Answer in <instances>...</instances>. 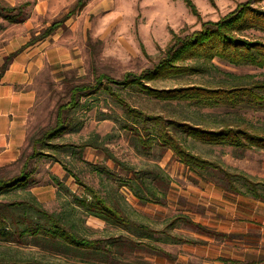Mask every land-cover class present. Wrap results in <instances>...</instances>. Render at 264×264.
<instances>
[{"label": "rangeland", "instance_id": "obj_1", "mask_svg": "<svg viewBox=\"0 0 264 264\" xmlns=\"http://www.w3.org/2000/svg\"><path fill=\"white\" fill-rule=\"evenodd\" d=\"M78 0H0L2 6L27 7L29 18L20 24H12L0 15V65L7 57L16 54L11 63L17 64L27 84L17 85L18 91H28L36 101L28 127L25 155L33 152L30 138L55 123L58 104L67 96L69 82L94 80L93 67L99 73L122 78L126 72L140 73L151 68L164 56L174 34H190L201 28V20L192 13L183 0H86L87 6L78 11L63 28L49 38L29 44L54 21L71 11ZM196 3L203 21H218L236 10L240 3L249 0H192ZM264 9V2L259 3ZM248 38L264 41V32L251 30ZM10 63V65H11ZM1 69V67H0ZM264 79V68L254 65L234 66L221 59L204 73H180L178 76L151 81L155 87H178L201 84L205 86H229L247 83L251 76ZM126 100L150 114L166 118H184L192 124L206 127H223L227 123L244 121L252 128L264 131V110L247 107L202 108L182 102H163L138 90L124 91ZM86 105L72 113L73 125L57 144L92 143L100 148L43 149L51 157L40 156L32 163V176L27 188L16 189L0 198L2 202L25 200L35 196L51 213L65 212L64 221L76 222L81 235L90 238L118 235L127 232L110 228L99 218L87 217L79 209L71 207L75 198L85 195L81 187L64 166L55 160L59 156L81 178L99 190L110 202L124 207L129 215L152 228L162 229L171 219L181 213L190 215L211 228L233 232L241 237L223 240L195 232L181 223L171 231L199 244L176 243L161 235L159 245L178 257L170 262L149 254L128 258L124 264H223L220 257L251 261L257 254L264 258V201L249 195H236L219 187L216 174L199 175L178 161L171 150L164 151L155 145L149 155L133 130L126 129L127 115L110 95L93 93L83 98ZM32 136V137H31ZM185 143L195 153L214 160L236 174H245L253 181L264 183V149L254 148L242 152L230 145L205 144L198 139L186 137ZM102 148V149H101ZM126 163L136 171L158 170L170 182L168 203L161 204L149 196L140 201L129 184L133 176L115 161ZM19 160V159H18ZM22 163L0 167V177L10 178L20 173ZM237 185L248 192L243 179ZM162 187L161 190H163ZM264 194V188L261 187ZM146 197H148L146 192ZM72 219V220H71ZM40 258L60 264L67 263L62 256L50 251L21 245H2L0 258ZM259 264H264V260Z\"/></svg>", "mask_w": 264, "mask_h": 264}, {"label": "trees", "instance_id": "obj_2", "mask_svg": "<svg viewBox=\"0 0 264 264\" xmlns=\"http://www.w3.org/2000/svg\"><path fill=\"white\" fill-rule=\"evenodd\" d=\"M190 7L192 13L201 20V28L190 34H174L171 43L165 50L164 56L159 62L140 73L126 72L122 78H116L110 74L99 73L93 67L94 80L89 82H69L67 85V96L58 104L55 123L44 129L36 136H31V147L33 152L25 155L16 162L22 163L19 174L10 178L0 177V198L10 194L16 189H24L29 186L32 176V163L40 156L51 155L43 148L54 146L56 148L77 147L85 148L99 145L92 143L57 144L53 140L62 138L66 131L73 125L71 116L80 107L86 105L85 96L99 93L112 96L124 109L128 121L125 128L135 131L144 153L149 155L151 149L157 145L164 151L171 150L178 161L186 164L195 174H216L220 178L218 185L226 193L236 195H249L255 199L264 201L261 187L264 183L253 181L245 174H236L225 169L217 161L209 160L185 143L186 137L198 139L205 144L230 145L242 152L249 149H264V131L252 128L244 121L227 123L223 127H206L192 124L186 119L166 118L160 114H150L141 108H137L126 100L124 91L138 90L149 97H154L163 102H182L202 108H217L229 106L232 108L247 107L256 110H264V79L251 76L247 83L231 84L229 86H205L201 84L180 85L178 87L160 88L150 85L153 80L166 77L178 76L180 73H204L215 65L216 59L229 62L234 66L254 65L264 68V41L257 38H248L247 33L251 30L264 32V9L259 6L264 0H249L240 3L236 10L228 13L218 21H203L196 3L192 0H183ZM214 1V0H211ZM215 2V1H214ZM86 0H78L76 6L54 21L42 33L35 36L29 44L49 38L57 30L69 21L78 11L86 5ZM2 6L0 4V15L6 17L12 24L25 22L29 15L27 7ZM16 54L7 57L0 69V82L10 67ZM29 138V137H28ZM102 149V148H101ZM24 150V149H23ZM22 150V151H23ZM24 152V151H23ZM55 160L62 164L77 183L84 188L85 195L75 198L71 207L74 212L81 209L87 217L99 218L107 227L116 228L127 232L118 235L99 236L90 238L81 235L76 222L68 225L60 214L51 213L43 207L35 196L25 200L0 201V243L2 245L30 246L40 251H50L58 254L67 263L73 261L75 264H124L128 258L151 255L177 262L178 257L161 247L158 241L161 235H166L167 240L176 243L199 244L191 238H184L173 234L181 223L191 227L195 232L216 239L233 240L241 237L233 232H223L211 228L202 222L196 221L190 215L181 213L175 215L165 228H152L144 222L134 220L124 207L116 202H110L99 190L88 183L84 178L66 164L59 156ZM115 161L133 176L129 184L130 190L140 201L147 202L149 196L158 200L161 204L168 203L169 186L167 178L158 170L143 169L139 172L126 163ZM1 170V169H0ZM243 179L248 185V192H244L237 185V180ZM163 188V190H161ZM146 192L148 197H146ZM72 220V219H71ZM145 255V256H146ZM223 264H259L264 260L261 254L255 255L251 261L235 259L233 257H220ZM0 264H60L40 258H0Z\"/></svg>", "mask_w": 264, "mask_h": 264}, {"label": "crops", "instance_id": "obj_3", "mask_svg": "<svg viewBox=\"0 0 264 264\" xmlns=\"http://www.w3.org/2000/svg\"><path fill=\"white\" fill-rule=\"evenodd\" d=\"M2 67V65H0ZM0 82V167L18 161L28 141V127L36 97L18 91L16 86L27 84L17 64L11 63Z\"/></svg>", "mask_w": 264, "mask_h": 264}]
</instances>
